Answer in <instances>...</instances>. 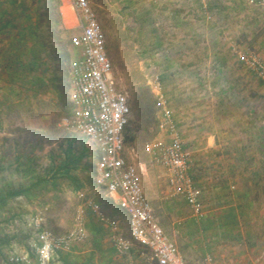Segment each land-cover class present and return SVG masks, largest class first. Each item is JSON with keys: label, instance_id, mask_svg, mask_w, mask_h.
I'll list each match as a JSON object with an SVG mask.
<instances>
[{"label": "rangeland", "instance_id": "374dc122", "mask_svg": "<svg viewBox=\"0 0 264 264\" xmlns=\"http://www.w3.org/2000/svg\"><path fill=\"white\" fill-rule=\"evenodd\" d=\"M17 1L13 5L10 0H0V37L16 39L19 27L27 23L25 13L33 19L39 18L40 35L49 43L41 55L48 65L57 69L61 82L69 85L73 58L62 64L60 60L64 57L60 55L67 47L75 56L70 40L80 30L68 0H60L57 6L54 0ZM89 1L106 36L113 79L129 100L127 133L134 140L127 145L135 149L137 162L146 164L153 176V165L157 164L151 161L145 144L158 133L159 109L149 84L152 77L158 76L168 104L185 133L186 129L188 134L197 136L208 133L215 136L217 145L221 144L205 153L202 168L209 179L224 165H229L226 172L233 182L239 176L242 193L249 195L243 198L248 200L243 202L242 210L251 222L248 225H254L264 241V83L240 59V54L249 53L264 59V0ZM49 51L52 56H46ZM34 102L37 109L33 117L27 121L16 118L0 126V264H6L15 252L29 251L33 241L28 220L32 212L41 213L47 228L62 236L72 229L77 207L84 200L70 187L47 190L40 184L28 189L45 174L49 140L65 145L69 137L77 146L91 147L82 135L65 129L62 124L61 118L68 115V100L53 108L51 121H42L39 116L48 106L44 108L37 99ZM62 104H66V110ZM21 110L25 114V107ZM4 131H12L14 136L5 138ZM21 147H27L28 153H22ZM194 149L189 151L195 167L198 162ZM91 159L90 171L82 175L90 177V195L107 213L115 207L95 187L96 158ZM209 179L210 187L204 189L205 202L209 204L205 210L215 215L221 205L213 203V197L221 202L220 196H233L237 186L235 182L229 183L220 195L214 196L210 189L215 181ZM20 191L22 194H17ZM172 200L175 198L165 192L154 207V215L166 235L188 264H219L220 259H209L204 251L206 236L199 230L203 220H197L190 207L187 211L184 200L178 204V215L168 211L165 204ZM114 217L119 220L118 228L126 234L128 217L125 213ZM214 236V243L222 245L224 236ZM141 256H134L135 264H147V256ZM118 263L128 261L123 257Z\"/></svg>", "mask_w": 264, "mask_h": 264}, {"label": "built area", "instance_id": "2783aa9c", "mask_svg": "<svg viewBox=\"0 0 264 264\" xmlns=\"http://www.w3.org/2000/svg\"><path fill=\"white\" fill-rule=\"evenodd\" d=\"M253 2L254 0H250ZM81 32L71 37L75 56L70 65L72 113L63 125L85 137L95 149L94 182L98 189L113 197L129 221V237L115 238L119 251L134 245L143 249L149 264H187L177 245L158 223L141 182L137 153L127 145L125 132L131 107L127 95L113 79V65L107 53L106 36L89 0H68ZM264 83V59L256 53L240 54ZM159 109L158 133L145 144L151 161L165 170L172 197L183 198L193 216H206L202 191L191 174L192 154L185 147L183 133L169 106L158 76L149 82ZM102 221L116 227L98 210ZM79 219V218H78ZM37 231L33 253H13L6 264H56L55 249L70 246L85 237L83 230L57 236L44 224L41 213L32 219Z\"/></svg>", "mask_w": 264, "mask_h": 264}, {"label": "crops", "instance_id": "0c3cea01", "mask_svg": "<svg viewBox=\"0 0 264 264\" xmlns=\"http://www.w3.org/2000/svg\"><path fill=\"white\" fill-rule=\"evenodd\" d=\"M80 32L81 30L77 33H74L73 35ZM10 41L12 40L0 37V126L3 122L15 121L16 118H18L19 120L24 119L27 121L29 117H33V113L36 112L37 109V104H35L34 102V100L36 99L43 103L44 108L45 105L48 106V109L43 111V114L39 115L41 116L40 119H42V121H51L54 116V113L52 111L53 108L57 104L61 105V101L64 100H68V105H70V108L68 109V115H66L69 116L72 113V103L70 99V70L69 85L66 86L63 82H61V80H52V73L50 71L52 70V67L49 65L42 66V68H40L38 72L33 71L29 73L27 71H17L15 68H12L15 67L12 66V63L5 62V58L2 57V47L8 48ZM72 58L73 51H71L70 59ZM60 78L61 77H58V79ZM56 85H61L63 95L60 94V90L56 87ZM64 92H66L67 94H65ZM62 105H64V108L66 110V104ZM22 107H25V114L21 110ZM63 117L61 119H63ZM179 126L184 134L183 137L185 147L187 149L195 148L194 150L195 152H197L196 157L198 163L197 165H195V167L194 165L192 166L191 174L196 181V185L202 191V200L205 209L209 204L205 202L204 189L206 186L210 187V182L207 181V179L209 178L206 177V172L204 168H202L205 161L204 156L205 153L212 152L214 149H217L218 146L221 147V144H216L215 136L208 135V133L206 135L203 134L202 136H197L196 134L190 133L188 134L187 129L185 133L182 125L179 124ZM69 130L79 134L73 129ZM2 136H6L5 138H11L14 135L12 131H4ZM83 139L86 138L83 137ZM51 141L52 140H49V142L47 143V148L45 150L49 158V163L46 168L45 174L41 177V185L47 190H57L58 187L60 188L62 186L70 187L71 191L76 192L78 196L83 197L85 200L79 203L77 207L75 224L73 225L72 229L68 231V233H73L81 229L85 232V237L80 241L72 242L70 246L56 248L54 252L56 264H135L132 260L134 256L139 257L141 255H146L143 249L134 245L129 250L119 251L115 244L116 237H129V225L128 231L125 234L124 230L118 228L119 220L114 217L116 214L124 215L125 211H123L117 205L113 197L111 198V196H108L104 193V196L109 199L113 207H115L110 210V212L106 213L103 210L102 205H100L99 202H94V196L91 197L90 195V177H85L84 175H82L83 173H86L91 169V158L93 156L95 157L94 146L88 140L87 142L91 147L77 146L74 139L69 137L66 138L67 143L65 145H59L57 144V142ZM56 146L57 148L54 149V147ZM12 148L19 149L14 147ZM20 149L22 153H28L27 147H21ZM31 151L32 149H30V152ZM140 163L141 165L139 171L142 187L146 196L151 202V206L154 212V207H157L159 199L164 195L165 192L166 194H171V190L167 183L165 170L162 166L153 165L155 170L153 176H151L148 173L147 165L143 162ZM65 167L70 168L69 171L71 175L66 173L67 169H65ZM218 168H220L219 172L214 171L215 173H217L215 177H211L209 179L211 181H215L213 183V188H211L210 191L213 192L214 196L215 194L220 195V191L228 188L229 183L235 182L234 184L235 186H237V192L234 193L231 197L220 196V199L222 200L221 202H223L222 204H220L221 202L219 200L216 201V197H213V203L221 205V207L217 209V214L209 215V211L205 210L206 216L201 219L203 221L202 226L199 229L201 233L206 236V239L204 241V251L209 259H220L219 264H264V241L263 238L260 239L259 237L261 233L255 230L254 225H248L251 222H249L250 220L246 216V213L242 210L243 202L248 200H243V198H246V196L249 197V195H247L246 193H242L243 189L241 188L239 176L234 179V182L227 176L228 173L226 171H228L229 165H224L222 168ZM55 171H57L56 177H54L53 174V172ZM222 174L223 176H221ZM34 182L35 181H33L28 187L29 190ZM93 183L95 185L94 181ZM17 194H22V191L18 192ZM236 195L238 196L236 197ZM174 198L175 200L167 202L165 204V207L168 211L175 212V214L178 215L180 212L178 204L184 199L181 197ZM230 200H234V202H231ZM95 205H97L98 210L104 213L110 220L116 221V227L101 220L99 212L95 210ZM188 207L189 206L187 204V211L189 210ZM37 214H39V212H32L28 220L33 242L29 247V251L26 253H29L31 255L33 253L32 245L37 237V231L35 230V227L32 223V219ZM125 215L127 216L126 213ZM190 218L191 217L189 216V219ZM192 220L193 219L191 218L190 221ZM178 222L180 223V221ZM44 224H46L45 220ZM183 224L185 226V222ZM184 230L185 232L188 231L187 229ZM232 231L234 232V234H232ZM221 234L224 236V238L222 239L223 244L217 246L214 243V240L216 239L214 235H218V237H220ZM109 239L111 240L108 242ZM123 257H125L128 263H118L119 260L123 259ZM147 264H149V261H147Z\"/></svg>", "mask_w": 264, "mask_h": 264}, {"label": "trees", "instance_id": "16d2710c", "mask_svg": "<svg viewBox=\"0 0 264 264\" xmlns=\"http://www.w3.org/2000/svg\"><path fill=\"white\" fill-rule=\"evenodd\" d=\"M55 6H57L60 3V0H54ZM10 2L15 5L18 4L17 0H10ZM19 5H21L19 3ZM24 11V10H23ZM21 11V12H23ZM33 16L29 13H25V18L27 23L23 24L18 29V36L16 39L10 41L8 48H3V55L2 57L5 58V62L12 63V68H15L17 71L22 72H38L42 66H48L45 59H43L41 53L42 51H45L47 48V45L49 44L48 41L45 40V38L41 37L40 32L42 29V25L39 18L33 19ZM11 24V23H10ZM65 33H68L67 29H63ZM64 42V41H63ZM46 56H52L50 51L47 53ZM64 59L60 60V63L65 64L67 60L71 57L70 50L65 47L63 49L62 55ZM11 65V64H10ZM50 66V65H49ZM66 69V67H65ZM64 71L66 74L68 73V69ZM50 70V67H49ZM52 73V80L59 81L58 79V71L56 68H52L50 70ZM56 85V87L60 90V94L63 95V91L61 89V85ZM67 94L66 92H64ZM70 108V105L68 106V109ZM125 140L128 143L129 141L134 140V136L127 133V129L125 132ZM70 154V153H69ZM70 167V166H69ZM67 169V174H70L69 169ZM54 177L57 175V171L53 172ZM42 183V179H38L31 185L32 187L38 186Z\"/></svg>", "mask_w": 264, "mask_h": 264}, {"label": "bare ground", "instance_id": "6f19581e", "mask_svg": "<svg viewBox=\"0 0 264 264\" xmlns=\"http://www.w3.org/2000/svg\"><path fill=\"white\" fill-rule=\"evenodd\" d=\"M66 3V2H65ZM66 6H67V3H66ZM67 7H69V6H67ZM71 7V6H70Z\"/></svg>", "mask_w": 264, "mask_h": 264}]
</instances>
